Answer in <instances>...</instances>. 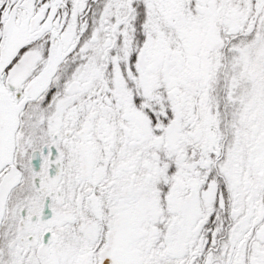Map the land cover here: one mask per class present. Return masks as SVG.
Listing matches in <instances>:
<instances>
[{
	"label": "snow or ice",
	"instance_id": "1",
	"mask_svg": "<svg viewBox=\"0 0 264 264\" xmlns=\"http://www.w3.org/2000/svg\"><path fill=\"white\" fill-rule=\"evenodd\" d=\"M0 264H264V0H0Z\"/></svg>",
	"mask_w": 264,
	"mask_h": 264
}]
</instances>
